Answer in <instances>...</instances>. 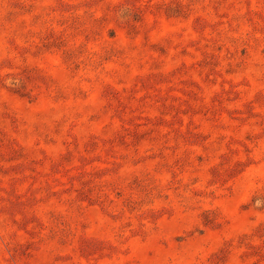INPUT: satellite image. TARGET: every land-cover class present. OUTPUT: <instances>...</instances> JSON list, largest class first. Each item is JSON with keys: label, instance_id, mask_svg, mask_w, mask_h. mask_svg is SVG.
Returning <instances> with one entry per match:
<instances>
[{"label": "rangeland", "instance_id": "obj_1", "mask_svg": "<svg viewBox=\"0 0 264 264\" xmlns=\"http://www.w3.org/2000/svg\"><path fill=\"white\" fill-rule=\"evenodd\" d=\"M0 264H264V0H0Z\"/></svg>", "mask_w": 264, "mask_h": 264}]
</instances>
